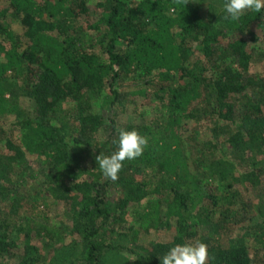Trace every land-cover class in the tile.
Wrapping results in <instances>:
<instances>
[{"label":"trees","instance_id":"1","mask_svg":"<svg viewBox=\"0 0 264 264\" xmlns=\"http://www.w3.org/2000/svg\"><path fill=\"white\" fill-rule=\"evenodd\" d=\"M4 1L20 19L25 33L23 36L5 33L10 45L0 62V119L8 112L6 96L12 93L15 82L21 80L25 65H36L41 70L39 80L45 90L34 86L38 111L41 115L54 110V121L45 119L39 124L24 125L21 146L29 155L50 162L53 173L48 181L55 186L50 185L47 190L53 193L54 199L61 187L70 191L67 182L74 175L75 162L69 149L73 147L72 141H77L75 135L103 137V116L87 111L91 106L90 96L100 95L107 88L110 91L107 97L112 98L108 104H113L117 93L112 89L117 79L136 75V83L165 92L171 108H179L170 113L167 122L155 126L154 131L141 126L134 128L147 137L148 145L140 157L124 162L116 181H85L71 187L72 192H82L76 217L81 250L79 257L69 264H101L105 247L99 245L96 238L103 230H113L120 221L119 216L107 209L105 194L111 185L122 192L118 204L120 213L131 206L140 207V202L150 192L165 196L163 200L169 212L182 221L195 211L193 199L201 198L200 183L189 170L184 145L178 136L182 120L193 117L192 112L186 113L192 101L204 96L209 98L214 93L219 107L226 109L224 118H227L235 101L242 99L245 111L255 120L253 122L264 128V84H259L250 75L253 54L258 53L264 63V48H260L264 36L261 38L255 32V28L263 24L260 13L247 12L236 22L225 20L222 15L219 20L226 32L223 34L215 21L200 15L193 0H106L107 13L98 29L102 38L100 52L94 53L81 47L73 28L82 22L89 23L84 0ZM3 16L0 5V19ZM227 37L229 39L224 40ZM193 45H200L203 57L211 61L205 72L198 61H192ZM21 46H25L22 51ZM174 82H177L175 87ZM49 83L51 101L48 100ZM253 89L257 93H252ZM248 95L254 97L253 102H247ZM103 101L105 106L106 99ZM64 103L68 104L65 109L61 108ZM111 125L114 129L113 120ZM112 138L110 135L108 141L104 143L103 140L101 148L115 151L117 139ZM148 169H154L159 175L156 182L159 190L155 188L156 183L152 186L133 179L134 175ZM224 176L221 173L220 177ZM6 189L4 185L0 188V215L18 207L22 211L19 201L6 199L3 194ZM206 196L215 208L218 198ZM234 197L231 192L228 198ZM158 202H148L138 213L140 231L147 233L160 226ZM173 203H176L175 208ZM31 209L36 212L35 207ZM204 212L201 219L214 223V232H219L222 225L219 220L211 219L213 211L204 209ZM37 214L38 217L36 213L32 215L31 224L36 218L40 219L38 232L47 238L46 242L51 241L54 231L48 227L47 214L43 211ZM10 232L6 223L0 221V254L8 250ZM133 234L136 236L139 231ZM172 246L170 243L169 246L153 247L152 252L140 249L145 255H136L140 261L134 264H160L159 257ZM208 256L206 264H251L242 247L223 249L213 244L209 246Z\"/></svg>","mask_w":264,"mask_h":264},{"label":"rangeland","instance_id":"2","mask_svg":"<svg viewBox=\"0 0 264 264\" xmlns=\"http://www.w3.org/2000/svg\"><path fill=\"white\" fill-rule=\"evenodd\" d=\"M84 1L88 8L89 23L73 26L75 36L80 39L83 49L98 53L102 39L98 29L107 13L106 0ZM193 1L198 5L200 15L208 21H215V26L225 34L219 20L223 15V0ZM0 5L4 11L0 19L2 62L10 45L5 33L23 36L25 28L7 8L4 0H0ZM56 21L57 18L54 19ZM255 32L261 38L264 36V28L262 30L257 26ZM24 47L21 46L20 51ZM192 48V61H198L205 72L206 68H210L211 61L203 57L200 45H193ZM260 48H264V43L260 42ZM257 54H253L251 59L250 75L259 84H264L263 58ZM25 67L20 76L21 82H15L12 93L6 96L8 112L0 119V188L3 185L7 187L3 192L6 199L17 200L23 207L22 211L18 207L16 210H5L0 215V221H4L11 230L8 238L10 245L7 251L0 254V264H69L79 257L81 250L80 238L76 233V217L82 192H72L71 187L85 181L104 183L107 180L96 164V157L100 154L110 155L114 150L108 152L106 148H101L103 140L104 143L108 141L110 135L112 140H118L120 129L132 130L141 126L154 131L155 126L167 122L170 113L179 108H171L169 96L165 92L136 83V75L117 79L112 89L117 93L113 104H108L112 98L107 97V94L110 95L107 88L100 95L90 96L91 106L87 111L103 116V137L75 135L77 141H72L73 147L69 149L75 162L74 175L67 182L70 191L61 187L54 199L53 193L47 190L50 185L55 186L48 181L53 173L50 162L29 155L21 146L24 125L39 124L45 119L53 122L55 115L54 110L40 115L34 86L38 85L37 88L45 91L39 80L41 70L36 65ZM172 85L177 86V82ZM50 88L49 83V101L52 98ZM252 93H257V90L253 89ZM104 98L107 103L105 106ZM247 98V102H253L252 95ZM215 99L212 93L209 98L204 96L192 101L186 113L192 112L193 117L184 118L178 130L189 170L200 183L201 198L193 199L195 211L182 221L169 212L163 200L165 196L150 192L140 202V207L131 206L120 213L118 204L122 192L113 185L109 186L105 194L107 209L119 216L120 221L113 230H103L96 238V242L105 247L101 264H134L140 261L136 255H145L140 249L151 250L153 247L169 246L170 243L191 244L197 241L205 243L207 250L213 244L223 249L242 247L251 264H264V128L255 124L251 114H247L244 100L237 99L233 111L224 118L227 111L219 107ZM66 106L68 104L64 103L61 108L65 109ZM111 120L115 122L114 129ZM221 173L225 176L220 177ZM133 179L153 186L160 178L154 169H148L143 174L134 175ZM231 192H234L235 197L229 200ZM206 195L218 198L215 208ZM43 201L47 206L44 207ZM148 202L160 203L161 222L158 229L145 233L139 230L138 213ZM32 207L36 208V212ZM172 207L175 208L176 203ZM204 209L213 211L210 216L214 222L220 221L222 229L219 232H214V223L201 219ZM41 211L47 214L48 227L54 231L51 241L46 242L47 238L38 232L37 223L41 222L40 219L36 218L31 224L32 215L36 213L38 217L37 213ZM134 231H139V234L134 236ZM208 260L209 256L205 264Z\"/></svg>","mask_w":264,"mask_h":264},{"label":"clouds","instance_id":"3","mask_svg":"<svg viewBox=\"0 0 264 264\" xmlns=\"http://www.w3.org/2000/svg\"><path fill=\"white\" fill-rule=\"evenodd\" d=\"M223 19L239 21L247 13H260L264 18V0H223ZM264 27L262 24L259 28ZM116 150L110 155H98L96 164L102 175L111 181L118 179L124 162L132 161L143 154L148 139L135 129H120ZM208 258L207 245L203 242L175 244L159 257L160 264H205Z\"/></svg>","mask_w":264,"mask_h":264}]
</instances>
